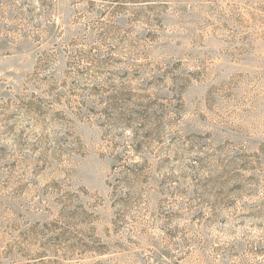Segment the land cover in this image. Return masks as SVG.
I'll return each mask as SVG.
<instances>
[{
  "label": "rangeland",
  "instance_id": "374dc122",
  "mask_svg": "<svg viewBox=\"0 0 264 264\" xmlns=\"http://www.w3.org/2000/svg\"><path fill=\"white\" fill-rule=\"evenodd\" d=\"M0 264H264V0H0Z\"/></svg>",
  "mask_w": 264,
  "mask_h": 264
}]
</instances>
